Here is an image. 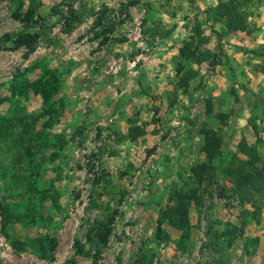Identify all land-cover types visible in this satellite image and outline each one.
Wrapping results in <instances>:
<instances>
[{
  "label": "rangeland",
  "instance_id": "rangeland-1",
  "mask_svg": "<svg viewBox=\"0 0 264 264\" xmlns=\"http://www.w3.org/2000/svg\"><path fill=\"white\" fill-rule=\"evenodd\" d=\"M40 1L26 25L0 0V37L41 32L33 51L0 49V210L13 214L0 213V264H264V194L240 197L224 172L241 138L264 160V0ZM70 10L82 20L68 32ZM130 125L145 133L130 140ZM206 128L221 146L200 181ZM191 189L186 233L165 222L158 242L159 209Z\"/></svg>",
  "mask_w": 264,
  "mask_h": 264
},
{
  "label": "trees",
  "instance_id": "trees-1",
  "mask_svg": "<svg viewBox=\"0 0 264 264\" xmlns=\"http://www.w3.org/2000/svg\"><path fill=\"white\" fill-rule=\"evenodd\" d=\"M17 3L15 10L13 11V17L19 19L26 25H32L39 20V16L35 17L36 9L39 5H42L40 0H27L28 8L26 12L21 15L19 12L20 7L22 6V2L24 0H12ZM134 3V1H131ZM233 1H227L224 9L226 14V24L236 28H241L243 30L244 26L240 22L236 21V15L238 12L234 11ZM231 9V10H230ZM71 13V18L65 17V21L63 23V29L66 31H71L75 24L79 23L82 20L80 15L72 10L69 11ZM106 11H101L96 16L94 25L101 26L106 20ZM236 22L238 25H235ZM41 32L40 31H22L17 34L11 35L9 33H5L0 37V49L9 48V49H17L20 47L26 48L28 51H33L39 41ZM107 38V37H106ZM101 41L100 43H102ZM179 55L184 59L192 58L196 55V48L189 47L188 43L181 46L179 48ZM182 69V64H179V69ZM54 89L56 90V85L54 84ZM34 90H38L36 87ZM46 89H41V94L44 95V98L48 100L49 93L45 91ZM211 111H209L210 113ZM145 133V129L139 126L130 125L127 133V137L130 140H135L139 136H142ZM255 133H257V129H255ZM221 146V137L220 133L217 130L212 128L204 129L203 142L201 145V151L204 153L205 161L193 166L191 168V172L198 180H202L205 175L209 172L210 165L209 162L218 154ZM32 150V145L26 146L25 151L26 154H30ZM237 150L243 157H235L234 160L224 168V172L226 177L232 182L234 185L236 193L240 196H252L251 190L255 188L257 191H262L264 194V160L258 153V150L255 146L248 144L244 138H241L237 144ZM250 198V197H249ZM197 199V191L196 189H191L188 192H174L171 195V200L173 204L166 205L161 207L158 212V217L156 221V232L155 239L158 242H161L167 238L165 233V229L163 227V223H167L170 226L182 231V233H186L189 227V206L192 200ZM248 200V198H247ZM1 217L4 220H10L13 214L9 211V208L1 205ZM112 222V218L109 219L108 223H99L91 227L87 236L90 241H94L95 239H100L102 242H105L111 232L110 223ZM16 243H19L18 241ZM13 243V244H16ZM49 247L53 250L56 247V241L54 238L48 240ZM43 241H39L40 253L38 254L41 258H47L52 260L53 254L52 252L48 253L46 249L43 247ZM75 251L78 254H89L85 249L83 243L76 242L75 243ZM51 250V251H52ZM69 264H80L75 259H72ZM96 264V262L94 263Z\"/></svg>",
  "mask_w": 264,
  "mask_h": 264
}]
</instances>
